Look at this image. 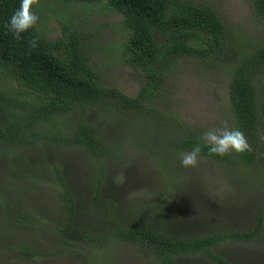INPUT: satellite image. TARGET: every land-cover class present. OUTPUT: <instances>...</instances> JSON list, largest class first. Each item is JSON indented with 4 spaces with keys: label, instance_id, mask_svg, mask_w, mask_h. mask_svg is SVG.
Here are the masks:
<instances>
[{
    "label": "rangeland",
    "instance_id": "1",
    "mask_svg": "<svg viewBox=\"0 0 264 264\" xmlns=\"http://www.w3.org/2000/svg\"><path fill=\"white\" fill-rule=\"evenodd\" d=\"M196 1L217 11L229 36L213 63L189 55L173 62L159 94L158 108L165 114L159 122L145 125L110 108L75 106L54 122L36 124L37 141L0 144V264H162L148 249L112 236L114 223L124 226L134 220L173 238H191L246 230L259 211L263 232L258 238L228 240L216 245L215 252L231 264H264V127L251 166L200 155L196 167L185 168L181 159L187 151L171 148L165 137L177 129L169 125L171 117L201 134L224 121L229 125L228 67L238 49L264 36V16L255 14L248 0ZM37 12L47 38L60 34L59 20L80 28L88 63L99 72L100 82L135 95L141 77L121 60L119 11L104 0H39ZM12 84L0 78V88ZM260 98L264 116V88ZM77 122L95 126L109 151L101 158V180H95L96 161L83 146H62L45 137H59ZM56 170L72 197L74 224L96 236L95 243L64 240L57 232L64 207ZM175 262L217 264L200 253L180 254Z\"/></svg>",
    "mask_w": 264,
    "mask_h": 264
},
{
    "label": "trees",
    "instance_id": "2",
    "mask_svg": "<svg viewBox=\"0 0 264 264\" xmlns=\"http://www.w3.org/2000/svg\"><path fill=\"white\" fill-rule=\"evenodd\" d=\"M100 1V0H64ZM121 13L124 38L120 41L121 60L133 67L140 75L134 96L100 82L99 72L88 63L80 28L70 26L68 20H59L60 34L47 38L29 29L17 40L6 27L9 17L16 11L21 0H0V78L13 82L9 88H0V144L37 141L35 125L54 122L56 116L92 106L110 108L116 113L134 117L143 124H154L165 116L159 111V94L164 75L180 56L189 55L202 63H213L223 54L229 30L220 20L217 11L209 4L196 0H104ZM255 14L264 16V0H248ZM37 12V6H34ZM38 36L35 49L28 40ZM228 117L229 126L239 128L252 146L251 152H232L226 156H202L234 166H251L256 160L257 135L264 127V116L259 104L264 88V36L238 49L228 67ZM9 89V90H7ZM169 119V117H166ZM177 127L169 134V146L189 152L199 143L202 135L196 130ZM95 126L77 122L73 128L59 137L45 136L62 146L79 144L96 161L95 180H101V158L109 151L99 141ZM55 178L61 192L64 214L56 230L65 238H84L95 243L96 236L74 224L73 200L61 174ZM98 187L94 195L97 196ZM262 211L255 216L254 226L246 230H224L197 235L191 238H173L139 224L134 220L118 226L112 236L138 244L148 249L162 264H176L180 254L200 253L217 264H231L215 252V246L228 240H250L263 232Z\"/></svg>",
    "mask_w": 264,
    "mask_h": 264
},
{
    "label": "clouds",
    "instance_id": "3",
    "mask_svg": "<svg viewBox=\"0 0 264 264\" xmlns=\"http://www.w3.org/2000/svg\"><path fill=\"white\" fill-rule=\"evenodd\" d=\"M39 5V0H21L19 8L13 12L6 22V27L17 40L21 34L29 29L38 31L39 14L34 11V6ZM38 36L28 40L30 49H35L38 44ZM199 143L195 144L189 152L183 154L181 165L185 168H194L198 165L202 149L207 148L208 155L226 156L233 151L236 153L251 152L252 146L244 132L239 128H232L227 121L222 126L213 127L203 132L199 137Z\"/></svg>",
    "mask_w": 264,
    "mask_h": 264
}]
</instances>
